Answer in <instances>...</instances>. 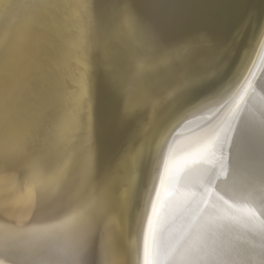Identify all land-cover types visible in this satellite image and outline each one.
<instances>
[{"label": "bare ground", "instance_id": "obj_1", "mask_svg": "<svg viewBox=\"0 0 264 264\" xmlns=\"http://www.w3.org/2000/svg\"><path fill=\"white\" fill-rule=\"evenodd\" d=\"M12 1L5 0L10 4ZM14 1L28 12L42 14L40 22L45 24L49 35L72 48L70 40L58 39L55 24L54 13L60 6L58 3L64 0ZM134 6L154 30L162 47L177 49L183 42L200 35L213 44V50L201 52L195 61L186 64L180 62L177 55L178 63L168 64L170 70L165 64L140 72L138 65L143 61L136 45L122 37L123 51L118 46L120 35L112 36L107 47L97 50L90 58L94 60L92 68H98V72L90 76L91 95L83 102V139L85 144L94 140L95 162L101 174L118 163L127 162L128 185L119 193L127 194V202L116 209L112 217L119 229L120 243L127 249L125 264H181L186 251L185 240L194 235L204 214H211L214 208L211 200L225 194L216 189L213 194L209 187L223 178L221 172H215V166L223 159L229 138L233 135L232 141L237 143L239 131L246 130L243 123L248 106L255 105V110L258 109L250 110L249 117L261 120L264 143V0H134ZM35 14L28 15V21ZM33 35L38 38L37 31ZM33 35L27 40L19 36L14 55L9 61H0L3 67L0 120L8 113L26 122L37 121L41 106L51 98V90L39 99H34L32 92L40 72L53 84L56 82L57 69L51 54H57L46 44L45 37L37 41ZM133 49L137 55L129 65ZM45 58L51 65L46 64ZM261 65L262 94H257L254 89ZM177 66L180 67L171 71ZM46 67L51 68L55 76L52 77V72L45 74ZM243 67L248 71H242ZM253 69L256 75L250 84L249 72ZM178 79L187 81V86L181 87ZM247 88V96L237 102L235 97L238 99ZM133 92H140L144 102L134 113H129L126 101ZM176 102L182 105L179 113H173ZM168 118V121L174 120L173 123L163 137L152 144ZM125 119L138 134L128 149L125 140H116ZM152 131L155 132L150 138ZM261 147L262 150L253 151L249 158L244 139L242 151H234V154L240 159L247 155L246 160L254 161L264 158V144ZM185 163L190 164V168L179 174ZM205 175L204 183L199 179ZM176 176H179L178 190ZM146 192H149V201L144 211ZM249 212L253 215V207L250 206ZM142 215H145L144 223L140 220ZM255 216L251 220H255Z\"/></svg>", "mask_w": 264, "mask_h": 264}, {"label": "snow or ice", "instance_id": "obj_2", "mask_svg": "<svg viewBox=\"0 0 264 264\" xmlns=\"http://www.w3.org/2000/svg\"><path fill=\"white\" fill-rule=\"evenodd\" d=\"M12 8L0 0V17L7 20ZM41 15L19 27L22 39L38 30ZM54 17L58 39L71 41L72 60L63 59L67 50L61 47L57 80L37 121L8 113L0 120V264H125L127 249L112 217L127 202V194L119 195L128 185L127 162L101 174L94 140L83 139L91 55L120 35L136 45L143 61L138 71L148 72L177 64V55L182 63L195 61L214 46L197 35L177 49L162 47L134 0H114L109 15L97 10L96 0H75L58 6ZM143 102L140 92L130 93L128 112Z\"/></svg>", "mask_w": 264, "mask_h": 264}, {"label": "water", "instance_id": "obj_3", "mask_svg": "<svg viewBox=\"0 0 264 264\" xmlns=\"http://www.w3.org/2000/svg\"><path fill=\"white\" fill-rule=\"evenodd\" d=\"M70 2L74 3L75 0H64L62 3L59 2L58 4L64 5ZM112 2H114V0H96L97 10L104 15H109L114 5ZM11 4L13 5V10H9L11 12L10 17L7 20H5L3 17L0 19V61H9L14 55V51L16 50L19 42V27L30 22L28 21V15L31 16L35 14L34 11L28 12L24 7H20V4L16 3L14 0L11 2ZM14 7L19 8L18 10H14ZM43 34H46V36H42ZM47 35H49V33L45 29V24H41L40 22L39 28L37 30L38 38L35 35L33 36L37 41H41L40 38L45 37L46 44L48 43V45L55 50L57 56L61 47L66 49L67 54L63 58L67 60V62H70L72 60V56L69 46L65 43H60L58 40L49 35L51 38L50 39ZM9 36H11L12 39H9ZM3 45L5 47H3ZM118 46L120 49L125 51L121 36H119ZM51 55L54 59L55 65V58L57 56L53 54ZM136 55L137 54L133 49L131 56L128 59V62H131L129 65L134 63V58H136ZM45 62L46 64L48 63L51 65V62L48 58H45ZM92 62H94V60H91V63ZM179 67L177 66L176 68L171 69V71L178 69ZM46 68L48 70H46L45 74L52 72L53 77L54 73L51 71L52 69L48 67ZM165 68L170 70L168 64L165 65ZM247 68L243 67L242 71H248ZM2 69L3 67L0 66V73ZM97 70L98 68H90V76H95V74L98 72ZM255 72L256 69H253L252 73L249 72L250 84L254 81L256 75ZM257 73L259 74L260 78L256 81L255 85L257 88L254 89V92H258L257 94H262V65ZM39 75L40 77L38 79L37 85L32 92L34 93V99H39L42 94H48L53 85V81L51 80V82L50 80H47L48 77H45L44 74L40 72ZM248 89L249 88L244 90L243 93L239 95L238 99V96L235 97L237 102H240L245 95L247 96ZM241 92L242 89L241 91L239 90V93ZM255 93L252 94V98L255 97ZM176 104L177 106L174 108L173 113H179L181 111V103L176 102ZM250 110L258 111V109L255 110V105L248 106L246 109L248 112L247 114L245 113L246 117H244L245 121L243 124L244 127L247 126L246 130H248H245L243 133H241L242 131H239L237 134V143L236 140L232 141L233 135L229 138V146H224L225 149H227L223 152V159L220 160L218 165L215 166V172H221L223 178L218 181L217 184H215L216 186L214 185L213 187L209 188H211V191L213 190V194L215 189L216 191L220 190L225 194L222 198V195H220L216 196V200H211L210 203H212L214 206V208L211 210V214H209V212H207V215L204 214L203 220L201 219L199 221V226L194 230V235L189 236L191 239L188 238L185 240L184 250L186 251L181 264H264V224H262V220H264V175L262 176V164L264 165V158L262 156L254 161L249 159L246 160L247 155L249 158H252L253 151L260 148L262 150L261 146L264 143L262 144L263 138L261 136V120L259 122V119H254L253 116L249 117ZM168 120L169 118L163 124L161 129V125L159 126L157 130L160 129V131L158 134H156L157 137L154 139L155 141H153L152 144L157 143L158 140L163 137L164 132L167 131L174 121L172 119L170 121ZM141 128L142 127H139L138 129ZM134 132L135 129L130 128L127 120L125 119L123 120V127L119 130L116 136V140L118 138L125 140L127 143L126 149H128L129 144L138 138V134ZM154 132L155 131L149 133L150 138ZM127 136L129 137L128 139ZM242 137L243 140L241 141ZM244 139L247 155L244 157V159H240L237 158V156L234 154V151L235 153L237 150L242 151L241 143L244 142ZM175 165H177L176 162ZM188 168H190V164L185 163L179 174H181V172L182 174L185 173ZM209 172V170H206V173ZM156 175L157 173L155 171L154 179H156ZM206 177L207 176L205 175L199 180H202L205 183ZM178 179L179 176H176V190H178L179 186ZM171 188L172 192L175 191L173 189L174 186ZM148 197L149 192H146L145 203L143 205L144 208L142 207L144 211L147 208L149 201ZM250 206L253 207V215L256 214L255 220H251L253 215L251 212H249ZM210 215H213L214 218H210ZM140 220H142V223H144L145 215H142Z\"/></svg>", "mask_w": 264, "mask_h": 264}]
</instances>
